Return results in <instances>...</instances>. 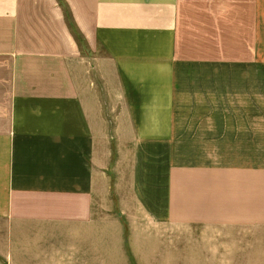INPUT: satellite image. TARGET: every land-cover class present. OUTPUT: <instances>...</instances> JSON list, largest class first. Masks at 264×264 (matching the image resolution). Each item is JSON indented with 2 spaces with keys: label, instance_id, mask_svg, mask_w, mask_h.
<instances>
[{
  "label": "crops",
  "instance_id": "1",
  "mask_svg": "<svg viewBox=\"0 0 264 264\" xmlns=\"http://www.w3.org/2000/svg\"><path fill=\"white\" fill-rule=\"evenodd\" d=\"M111 165L152 225L264 234V0H0V264L99 259Z\"/></svg>",
  "mask_w": 264,
  "mask_h": 264
},
{
  "label": "rangeland",
  "instance_id": "2",
  "mask_svg": "<svg viewBox=\"0 0 264 264\" xmlns=\"http://www.w3.org/2000/svg\"><path fill=\"white\" fill-rule=\"evenodd\" d=\"M106 180L105 196L93 199L91 213L105 220V244L99 259L84 264H264V234L152 225L126 209L131 200L123 172L111 165Z\"/></svg>",
  "mask_w": 264,
  "mask_h": 264
}]
</instances>
